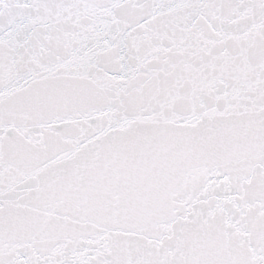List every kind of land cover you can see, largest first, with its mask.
<instances>
[{"label":"snow or ice","instance_id":"6c2138e0","mask_svg":"<svg viewBox=\"0 0 264 264\" xmlns=\"http://www.w3.org/2000/svg\"><path fill=\"white\" fill-rule=\"evenodd\" d=\"M0 264H264V0H0Z\"/></svg>","mask_w":264,"mask_h":264}]
</instances>
